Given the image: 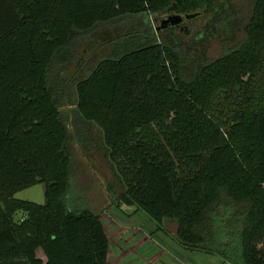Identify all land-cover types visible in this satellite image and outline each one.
Returning <instances> with one entry per match:
<instances>
[{"label": "trees", "instance_id": "1", "mask_svg": "<svg viewBox=\"0 0 264 264\" xmlns=\"http://www.w3.org/2000/svg\"><path fill=\"white\" fill-rule=\"evenodd\" d=\"M246 1L0 0V264H115L102 216L68 203V145L83 136L82 123L102 134L124 189L118 204L155 231L175 221L187 251L264 264V0ZM200 8L205 23L192 38L171 27L164 36L124 29L113 52L142 33L147 42L79 80L65 74L74 39L98 27ZM209 38L221 43L212 60ZM38 184L43 205L14 199ZM227 201L246 210L237 215Z\"/></svg>", "mask_w": 264, "mask_h": 264}, {"label": "rangeland", "instance_id": "2", "mask_svg": "<svg viewBox=\"0 0 264 264\" xmlns=\"http://www.w3.org/2000/svg\"><path fill=\"white\" fill-rule=\"evenodd\" d=\"M234 4L239 8L242 4L246 7L248 1L234 0ZM179 6L187 8L189 7V1L179 3ZM246 13L248 14V10ZM202 14V8L184 13L186 15L184 16L185 24L190 30L191 38L196 35L197 31H201L205 23L200 18ZM171 16H180L182 18L181 23L183 22L184 17L182 14H176L175 12L157 13L145 17L120 19L112 26L98 27L85 36H81L82 38L74 39L72 47L74 56L71 54V59L68 60L67 66L69 68L65 73L66 76H72L79 80L86 77L98 61L112 57L113 45H115L120 34L125 31L124 29L136 36L139 35L137 33L140 29H143L141 25H146V27L151 28L150 33L154 31L159 35H166L162 32L166 28L159 31L157 29L163 21ZM241 36L242 33H240L238 39ZM121 41H126V39L121 38L119 40L120 44ZM130 42L132 41L130 40ZM203 49L205 58L212 60L220 55L221 43L217 39L209 38L206 40ZM120 50L122 51V49ZM80 69L81 72H79ZM72 92L70 91L71 94L69 93L68 98L64 100L65 106L63 109L67 112H71L75 105ZM81 131L83 138L72 136L68 145L73 168L72 191L69 195L73 201L68 203L74 206L75 209L86 203L92 213L102 216V221L107 225L112 239L110 259L115 264H229L224 263L223 259L216 254L187 251L179 246L175 239L178 230L175 221H165L163 223L165 231H155L156 224L151 222L143 213L136 212L134 207L118 204L124 189L109 160L107 151L104 149L101 132L92 124L87 123H82ZM14 199L43 205L44 185L38 184L21 191L14 196ZM225 204L234 209L233 212L237 215H241L246 210V207L242 205L228 201ZM213 212L217 213L216 215H224L222 209L219 208L213 209ZM23 218L22 213H17L14 220L15 222H21ZM213 220L214 218H211V222ZM225 224L232 227L234 219L227 218ZM216 228L221 231L218 224ZM227 242L229 241H223V245ZM229 247V253H233L232 246ZM231 255H234V253Z\"/></svg>", "mask_w": 264, "mask_h": 264}, {"label": "flooded vegetation", "instance_id": "3", "mask_svg": "<svg viewBox=\"0 0 264 264\" xmlns=\"http://www.w3.org/2000/svg\"><path fill=\"white\" fill-rule=\"evenodd\" d=\"M181 15V14H180ZM182 16L184 17V16H186V15H184V13L182 14ZM186 20H185V17H184V19H183V22L181 23V24H179L178 26H173V27H171L170 29L171 30H175V31H179V32H187V31H189L188 30V28H187V26H186ZM169 28V27H168ZM144 35H143V33H142V35L141 36H139V37H134V38H130L129 39V41L131 40L132 41V43L131 44H129L130 46H126L125 48H123L122 49V51L124 52V51H132V49L133 48H135V47H137V46H140V45H142L143 43H145V42H147V38L146 37H143ZM124 43V42H123ZM133 44H135V45H133ZM116 49V48H115ZM116 51H117V54L119 55L122 51L121 50H115V52H113V53H116ZM121 51V52H120Z\"/></svg>", "mask_w": 264, "mask_h": 264}, {"label": "water", "instance_id": "4", "mask_svg": "<svg viewBox=\"0 0 264 264\" xmlns=\"http://www.w3.org/2000/svg\"><path fill=\"white\" fill-rule=\"evenodd\" d=\"M182 18L180 16H171L168 17L167 20L163 21L161 26L157 29L159 31L160 29H165L172 26H178L181 24Z\"/></svg>", "mask_w": 264, "mask_h": 264}]
</instances>
